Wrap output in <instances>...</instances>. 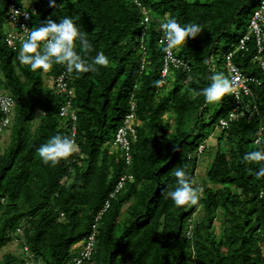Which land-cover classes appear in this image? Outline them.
Instances as JSON below:
<instances>
[{
  "label": "trees",
  "instance_id": "obj_1",
  "mask_svg": "<svg viewBox=\"0 0 264 264\" xmlns=\"http://www.w3.org/2000/svg\"><path fill=\"white\" fill-rule=\"evenodd\" d=\"M138 1L150 13L146 27L133 0H31L33 29L47 19L59 23L69 17L94 48L85 57L77 46L78 54L89 63L97 52L109 59L96 72H69L65 65L46 72L51 80L64 74L72 96L45 85L43 70L19 62V52L3 41L0 9V86L15 101L0 151V249L21 239L38 264H69L108 201L85 264H264V177H256L260 165L243 159L264 149V133L253 144L264 125V42L260 53L253 36L240 45L252 0ZM168 18L182 26L197 23L202 32L174 49L188 68L170 67L165 84L156 87L165 43L160 25ZM229 55L232 65L258 82L243 98L251 105L250 118L220 128V119L236 105L233 94L211 114L199 93L212 75L230 80ZM214 59L225 68L215 69ZM68 101L75 120L69 111L59 115ZM132 104L135 137L129 136L127 162L111 143ZM73 126L77 151L54 167L42 163L39 147L57 134L72 139ZM218 127L216 145L207 146ZM207 150L211 156L199 176ZM178 168L202 189L195 206L176 207L168 195ZM121 178L123 186L110 197ZM0 264L23 259L5 253Z\"/></svg>",
  "mask_w": 264,
  "mask_h": 264
},
{
  "label": "clouds",
  "instance_id": "obj_2",
  "mask_svg": "<svg viewBox=\"0 0 264 264\" xmlns=\"http://www.w3.org/2000/svg\"><path fill=\"white\" fill-rule=\"evenodd\" d=\"M160 27L165 37V43L161 50L169 54L172 50L185 46L187 39H194L202 32L201 26L197 23L182 26L173 18H168ZM86 36L87 34L69 17L61 18L59 23L47 19L39 27L31 30L27 38L21 41L19 62L28 66L32 71L41 69L44 72H49L54 65H65L69 72L74 71L76 73L96 72L98 70L97 66L107 67L109 59L103 52H97L91 63L78 54L76 51L77 46L84 50L85 57L94 51L93 45ZM260 68L263 69L264 66H260ZM161 83V81H156L155 86L159 87ZM232 92V81L222 74H215L210 77V83L199 94L204 97L206 104H218ZM250 116L251 114L248 113V115L239 117L250 118ZM227 126L225 124V127ZM260 143L258 140L257 144ZM75 151H77L75 142L68 136L59 134L49 138L37 150L42 163L53 167L59 164L61 160L68 159ZM243 159L260 165L256 177L257 179L264 177V163H262L264 162V149L258 148L255 151L246 153ZM174 176L176 186L174 190L168 193L174 205L176 207L197 205L201 198L202 189L193 186L182 168L175 170Z\"/></svg>",
  "mask_w": 264,
  "mask_h": 264
},
{
  "label": "built area",
  "instance_id": "obj_3",
  "mask_svg": "<svg viewBox=\"0 0 264 264\" xmlns=\"http://www.w3.org/2000/svg\"><path fill=\"white\" fill-rule=\"evenodd\" d=\"M142 10V21L141 24L146 27L150 20L149 11L141 5L138 0H133ZM29 0H0V9L3 10V19H4V36L3 41L5 45L12 51H17L20 53L21 50V41L27 38L28 33L33 30L31 14L32 10L29 7ZM161 26V25H160ZM264 0H260L258 6L253 10L252 15L249 19L248 32L240 39V45L243 46L250 39L251 36L254 37L255 45L257 48V53H260L263 49L264 42ZM161 29V27H160ZM162 31V37L160 42H165L164 32ZM142 47V46H141ZM229 57L227 58L228 73L230 76V81L233 84V97L235 99V108L229 114V117L226 119H221L219 121L220 128H226L225 124H229V121L232 119L238 118L239 116L248 115L251 109L248 103H245L243 98L245 96H250L252 94L251 84L257 83L258 80L255 77L245 76L242 74L240 69L237 66L232 65L229 62ZM258 56H254L256 59ZM162 68L160 71V80L162 83L160 86L165 84L166 75L169 72L170 67L176 69H187V63L175 54V51L172 50L171 54L163 52L162 58ZM260 66L263 67L264 63L260 62ZM143 68V62L141 64V69ZM65 75H60L56 79L51 80L50 86L54 87L56 91L67 93L69 96L73 95L72 89H67L64 84ZM14 107L15 101L11 94L6 92L0 86V139L3 135L7 134L8 128L12 123L14 116ZM255 107V106H253ZM134 105L130 107V112L125 116V125L119 127L116 133L113 136L111 143V148L115 151H122L123 156H125L127 162H129V136L132 138L135 137V131L133 128L134 115ZM67 111L70 112L72 120L76 119L75 111L70 110V102L68 101L65 106L61 107L59 115L62 117L67 114ZM264 133V126H261L258 130L257 136L254 139V144H257V141L261 139V136ZM75 134V126L72 128L71 137ZM203 145H200L198 148V153L202 152ZM125 154V155H124ZM124 178H121L120 182L116 186L115 191L110 195H113L118 192V190L123 186ZM109 202L104 203L103 208L98 212L94 218V222L91 225L90 233L80 241L79 249L77 250L76 255L69 264H85L89 263L95 248V237L97 233L98 221L102 213L108 208ZM16 235L22 236V227L16 229ZM17 241L19 248L22 252L23 264H38L39 261L36 256L29 250L26 244H23L24 241L20 239H15ZM22 243V246H21Z\"/></svg>",
  "mask_w": 264,
  "mask_h": 264
},
{
  "label": "rangeland",
  "instance_id": "obj_4",
  "mask_svg": "<svg viewBox=\"0 0 264 264\" xmlns=\"http://www.w3.org/2000/svg\"><path fill=\"white\" fill-rule=\"evenodd\" d=\"M258 1H260V0H252L253 5H249V10L253 11L258 5ZM29 2H31V0H29ZM214 62H215V59L213 60V63ZM214 65H215V69L223 70L225 68L223 60L218 65H216L215 63H214ZM43 75H44V84L45 85H50L51 84V77H49L46 74V72H44V71H43ZM225 98H227V97H225ZM226 103H228V102H226ZM207 105H208V108H209V111H210L211 114H213V112L216 109H218V107H219V103L218 104H207ZM219 129H220L219 127L216 128L215 132L213 134H211L208 139H206L205 143L207 144V146H211V145L215 146L216 145V137H217V135L219 133ZM7 135L8 134H6V135L4 134L2 136L3 137L2 141L0 140V151H2L3 148L7 144V141H8V139H7L8 136ZM204 156L206 158L205 157L203 158V161H201L202 162L201 166L199 167V169L197 171V174L199 176H201V174H205V172H204L205 171V163L207 161V158H209V156H211L210 151L207 150V152H206V154ZM216 229H217V232H218L219 231L218 226H217ZM18 246L19 245H18L17 241H13V243H10V244L6 245L4 248L0 249V258L5 253H13L15 255H20L21 256L22 252H21V250H20V248Z\"/></svg>",
  "mask_w": 264,
  "mask_h": 264
},
{
  "label": "bare ground",
  "instance_id": "obj_5",
  "mask_svg": "<svg viewBox=\"0 0 264 264\" xmlns=\"http://www.w3.org/2000/svg\"><path fill=\"white\" fill-rule=\"evenodd\" d=\"M184 61V60H183Z\"/></svg>",
  "mask_w": 264,
  "mask_h": 264
}]
</instances>
